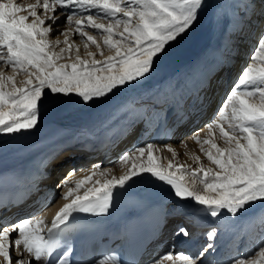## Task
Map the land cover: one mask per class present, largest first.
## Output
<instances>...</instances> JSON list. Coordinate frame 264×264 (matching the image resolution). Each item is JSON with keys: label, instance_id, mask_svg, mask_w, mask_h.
Instances as JSON below:
<instances>
[{"label": "snow or ice", "instance_id": "1", "mask_svg": "<svg viewBox=\"0 0 264 264\" xmlns=\"http://www.w3.org/2000/svg\"><path fill=\"white\" fill-rule=\"evenodd\" d=\"M204 4L205 0H0V133L34 129L49 93L74 95L87 105L146 80L168 47L193 27ZM235 7L244 12V17L229 23L243 25L254 13L264 15V7L256 10L254 0H236ZM220 16L224 19L226 13ZM61 17L65 19L61 21ZM103 20L107 23L98 22ZM58 22L63 24V30ZM53 34L55 39L51 38ZM76 35L83 43L85 58L75 41L70 42V37ZM61 44L66 47H59ZM90 45L95 46V51L89 50ZM73 48L75 60L58 63ZM105 49L109 55H105ZM97 55L103 59H97ZM19 75L24 79L18 86ZM183 91L182 85L170 80L163 88L130 97L112 109L100 127L105 134L113 132L116 124L127 134L140 125L147 129L153 126L154 117L166 114L180 102ZM206 128L208 138L200 141L198 135H193L191 139L201 145V152L214 168H205L198 156L192 157L195 168L173 162L179 154L166 142L163 147L172 153L173 160L165 166L161 163L163 157L157 154L158 143L134 144L114 161L131 165L124 175L108 178L112 169L96 163L81 169L87 173L83 178L64 179L57 185L67 189L60 195L67 202L50 223L42 215L33 214L0 228V258L4 264H69L72 248L58 253L62 229L76 215L109 214L117 190L143 175L169 186L175 199L191 201L214 219L224 214L235 218L250 205L264 203V34ZM216 131L218 137L213 135ZM89 134L96 133L90 130ZM217 139L223 141L224 147ZM205 144L209 145L207 149ZM72 175H76V169H72ZM97 175L105 179L93 180ZM197 177L201 190L197 188ZM90 183L92 186H87ZM217 231L213 227L207 232L209 242L198 254H177L173 245L172 251L145 264H198L214 249L211 241ZM181 233L189 236L183 227L177 235ZM94 264L121 262L111 254L103 255ZM229 264H264V244L252 253L238 254Z\"/></svg>", "mask_w": 264, "mask_h": 264}, {"label": "bare ground", "instance_id": "2", "mask_svg": "<svg viewBox=\"0 0 264 264\" xmlns=\"http://www.w3.org/2000/svg\"><path fill=\"white\" fill-rule=\"evenodd\" d=\"M235 4L236 0H205V4L203 5V8L199 13V18L193 25V27L175 43L171 44L168 47L166 53L156 61L154 70L152 71L151 75L146 80L141 81L139 84H136L134 87L119 89L106 99L94 101L87 105L82 104L74 95L65 97L53 96L49 93L45 96V99L41 104L39 124L34 129L30 131H22L18 134L0 133V146L19 138H23L26 140L30 139L29 142L23 144L11 155L0 159V177L2 175H14L15 178L21 179V176L25 171L32 172L29 166H27V170H23L25 168V165L37 162L39 159L41 161H38L36 165H40L43 170L46 169L48 172L50 171L49 177L45 181V183L50 186L48 194L49 198L47 201H45V204L37 206L29 214L19 216L18 218L14 217L9 221L5 220L4 224L0 225V228L5 225H10L11 223L17 222L19 218L28 217L33 214L42 215L46 222L50 223L55 213L60 209V207L63 206L64 203L67 202L64 199L60 198L61 193L66 191L67 189L58 188L57 184L55 183L56 177L60 175L57 170L59 167H63L62 163L65 162L64 158L67 156V154H61L58 158L52 159L50 150L55 147L63 146L62 143H54L52 146H48L53 137L58 136L65 139L64 141H67L70 138L76 137L83 130L86 124L89 125V122L92 120H94L98 125L101 126L108 118L111 110L116 106L120 105L125 100H128L130 97L139 96L140 94L145 93L148 90L163 88L170 80L175 81L183 86L184 98L185 92L187 90H190L192 87L197 86L198 82H200L201 77L205 73L201 71V69L205 65L206 60H218L219 62H221L224 59V54L229 52L230 57L233 54L237 56L236 63H239V61L241 60L240 58L244 55V52L246 50L245 48L248 47L247 43L251 40L252 31H255L254 27L259 19L263 17V15H257L254 13L251 15L250 19H245L244 23L247 24H236L232 26L233 28L228 27L226 36L230 33L231 35L227 36V39H224L226 38V36L222 34L221 31L225 23H227V15L229 13L228 11H235ZM254 6L256 10H259L264 7V4H262V0H254ZM221 12L226 13V17L224 19H221ZM64 19L65 17H61V21H63ZM254 19L257 22L254 21ZM98 22L107 23V20ZM57 26L60 27L61 30H63L62 23L58 22ZM237 27L240 28V32H237ZM51 38L55 39V34H53ZM59 38L61 41H63L64 39L63 36H60ZM96 38L100 40V35L97 34ZM72 40L75 41V45L79 46V54L81 55V57L85 58V50L81 38L76 35L75 37H70V42ZM59 47H66V45L61 44ZM59 47H57L55 50L59 51ZM89 50L95 51V46L90 45ZM104 52L105 55L110 54L107 49H105ZM75 55L76 51L75 48H73L72 52L65 53V59L58 61V63L73 62L75 60ZM96 58L103 59V57L99 55H97ZM7 71L8 74H11L10 68ZM23 79V75H19L16 77L18 86ZM183 98L180 100V102L183 100ZM180 102L178 103V106L175 105L172 109L167 111L168 115L166 119L164 118V120H166V125L164 126L163 124H161L157 133L151 132L150 134L143 136L138 141H135V139H133L132 137L127 138L125 141L123 139L122 142L114 144L108 149V151L105 153V159L102 162L103 167L112 169V171L108 174V178H111L112 176L118 178L119 176L124 175L127 172L128 167L131 166L130 164L121 165L115 163L114 161L117 160V158L123 151L130 149L134 144H145L148 142L158 143L159 150L157 154L163 157L161 163L167 166L169 161L173 160L172 153L163 147V143L166 142L171 144V142H168V140H166L167 133L168 131L176 129V121L174 122V120L178 116V114L176 115V112H178L177 110L181 109L182 107H186L181 106ZM208 105L209 104L206 103L205 109L208 108ZM189 110L190 109L188 107V111ZM164 114V112H161L159 113V116H164ZM173 116H175V118L169 124ZM212 118H210V120ZM195 120L196 118H192L191 120L183 119L181 120V124L177 126L179 127V130H181L180 136L178 138L179 141H177V144L175 143L171 145L173 150L179 155L178 160L173 162L186 164L189 165L190 168H195L197 167V165L193 161L192 157L198 156L200 158L201 164L205 168H214V165H211L201 152V145L191 139L193 135H198V139L200 141L208 138V130L206 128L208 117L204 115L202 119L197 122L199 128L198 126H195L197 121ZM192 123H194L193 127H188ZM186 127L187 129H185ZM213 135L215 137H218V131L214 132ZM217 143L221 147H224L223 141L217 139ZM203 147L207 149L209 146L205 144L203 145ZM46 161L51 162H47L46 164ZM79 162H82V160H79ZM48 163H51L50 166H48ZM96 163L97 159L90 160L87 162L85 168L91 167ZM85 175H87V173L83 171H80L75 176H73L72 173H68V179H70V181H74L83 178ZM144 176L149 175H143L140 177ZM96 179H99L102 182L105 177L97 175L93 178V180ZM188 179L189 181L191 180L190 175ZM198 180L199 177H197V188L198 190H201L202 185H199ZM72 186H74V184ZM87 186H92V184L90 183ZM80 194H82V190ZM159 204L161 206H166L165 210L168 211L167 218L169 220H174L175 218H177V213H179L176 211L177 207H187L183 203H176L173 200V197L169 196H163L160 199ZM201 212H203V214ZM180 215L181 216H179V219H181V221H185L188 219L187 224L184 222L181 223V225L184 226L185 229L188 228L190 224L189 220H194L197 215H204L206 217L204 218L206 220L204 221L205 223L198 224L197 220L195 221L196 225L194 229L199 233L202 232L200 235L203 234L204 229L212 225L217 229L221 228V230L217 231V235L211 241L214 244L215 250H209L206 255L201 258L198 264H226L229 261L230 254L234 256L236 250H238L237 248L234 249V247L236 240L238 239V237H240L238 235L241 232L242 235L245 236L244 240L241 239L238 242L243 245L240 249L242 252L241 254H243V250L244 254H246L249 253L250 250L254 251L259 245L264 244V237H261L260 240L258 239V241H255L257 233H260L261 236H264V203L262 202H256L255 204L250 205L245 211L241 212L235 218H231L227 214H224L219 218L214 219L209 215L206 216L203 209H201L199 206H197V208H192L186 214L183 213ZM182 215H185L184 218H181ZM240 225H242V228H240ZM258 230H261V232ZM208 231L209 229H207V232ZM202 238L204 240H202ZM177 239L182 241V238ZM202 241L205 243L206 241L207 243L209 242L207 239V235L206 238L199 237L197 245L201 244ZM249 242H251V246L248 245ZM180 243L181 242L173 244L175 245V253L182 250L185 251V249L189 248L190 246V241L188 239L182 242L185 244V246ZM173 245H171L169 248H166L165 246L162 248V250L165 249L166 251L169 249V251H172ZM197 245H195V247ZM217 245L219 246V249L216 247ZM210 251L212 253H210ZM13 255H16L15 251H13ZM156 255L154 257H156ZM154 257L151 256L149 259ZM0 264H4L2 258H0ZM162 264H171V261H164L162 262Z\"/></svg>", "mask_w": 264, "mask_h": 264}, {"label": "rangeland", "instance_id": "3", "mask_svg": "<svg viewBox=\"0 0 264 264\" xmlns=\"http://www.w3.org/2000/svg\"><path fill=\"white\" fill-rule=\"evenodd\" d=\"M235 6V5H234ZM241 11V9L239 10V12ZM229 13H228V15H227V19H228V21H235V20H237V18L239 17V18H241V17H244V12L243 13H241L240 15H239V12H235V11H228ZM238 16V17H237ZM254 21H256L255 19H254ZM257 22V21H256ZM244 25L245 24H247V23H243ZM231 26H232V23H229L228 25H227V27L225 28V29H227L228 27L229 28H231ZM254 29H255V31H252V37H251V40L247 43V45H248V47L247 48H245L246 50H245V52H244V55L240 58L241 60L239 61V63H236V59H237V56L236 57H230L229 56V52L228 53H226V54H224V59H223V61H221V62H219L218 60H206V62H205V65L202 67V69H201V71H203V72H205L204 73V75L201 77V80H200V82H198V85L197 86H194L195 88L194 89H197L198 91L200 90H202V88L204 89V90H206V91H208L207 92V95L205 96L206 98H205V100H206V103L207 104H209L210 102V104L208 105V108H206V110L208 109H210V106H212L214 103V105H217V102H219L220 103V101L224 98V96H225V93H226V91L229 89V87H230V85L232 84V82L234 81V79L236 78V74H235V72H236V70H238L239 69V67H240V62H242L243 64H244V60L246 59V57H247V55H248V53L249 52H251L252 50H253V47H254V45H256V44H258V40H259V37L262 35V34H264V15H263V17L261 18V19H259V21L256 23V25H255V27H254ZM222 32V31H221ZM222 34H224L225 36H226V34H227V31L224 33V32H222ZM229 35H231V33L230 34H228L227 36H229ZM227 36H226V38H224V39H227ZM255 37V38H254ZM251 43H252V46H251ZM251 48V49H250ZM250 54V53H249ZM249 57V56H248ZM228 60H231V62H230V65L228 66L229 68V70H232V73H231V75H229V77H227V74H228V71L229 70H226V63H227V61ZM232 60H234V61H232ZM247 62V61H246ZM246 62H245V64H246ZM220 67V72L222 73V72H224V73H222V75H221V77H222V79H217V77L215 76V71H216V68L217 67ZM226 70V71H225ZM219 72V73H220ZM230 76H231V78H232V81L231 82H229L226 86H225V81L224 80H227V79H229L230 78ZM233 76V77H232ZM193 80V79H192ZM206 82V83H205ZM208 86V87H207ZM220 89V90H219ZM191 90V89H190ZM190 90H187L186 92H185V97L187 96V92L188 91H190ZM224 90H226L225 91V93H224ZM221 93V94H220ZM221 95H223L222 97H221ZM185 97L183 98V100L180 102V104H181V106H186V101H185ZM221 97V98H220ZM214 98H215V100H214ZM216 101V102H215ZM206 103H205V105H206ZM192 104H190L189 106H191ZM215 109V108H214ZM207 110V111H208ZM211 110V109H210ZM210 110L208 111V112H205V116H207L208 117V122L210 121V118H212V116H210ZM208 114V115H207ZM196 121V120H195ZM194 121V122H195ZM200 120H198V121H196V125L195 126H198V123L197 122H199ZM174 122H175V120H174ZM192 124H194V123H192ZM188 127H191L190 125L188 126ZM185 129H187V127L185 128ZM180 133H181V130H179V127H176V129L175 130H171V131H168V133H167V138H166V140H168V142H171V144H177V141H179L178 140V138H179V136H180ZM172 137V138H171ZM60 139V140H59ZM57 140V141H56ZM65 139H63V138H61V137H58V136H55V137H53L52 139H51V142H50V144L48 145V146H52L54 143L55 144H61V143H63V141H64ZM67 140V139H66ZM209 146V145H208ZM263 224H264V222H263ZM206 234H207V230H205L204 232H203V234L201 235V237H204V238H206ZM242 235V232L238 235V236H241ZM260 235V233H257L256 234V240L255 241H258V239H259V236ZM202 240H204L203 238H202ZM260 240V239H259ZM236 247H234V249H235ZM259 248V247H258ZM258 248H257V250H258ZM239 250V249H238ZM253 250H250V252H252ZM249 252V253H250ZM243 254H244V250H243ZM247 254V253H246ZM212 257V256H211Z\"/></svg>", "mask_w": 264, "mask_h": 264}]
</instances>
